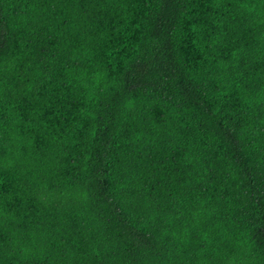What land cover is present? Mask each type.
I'll use <instances>...</instances> for the list:
<instances>
[{"label": "trees", "instance_id": "16d2710c", "mask_svg": "<svg viewBox=\"0 0 264 264\" xmlns=\"http://www.w3.org/2000/svg\"><path fill=\"white\" fill-rule=\"evenodd\" d=\"M0 264H264V0H0Z\"/></svg>", "mask_w": 264, "mask_h": 264}]
</instances>
